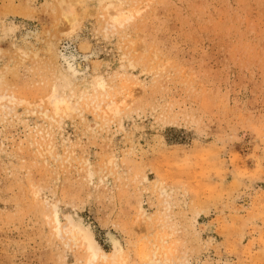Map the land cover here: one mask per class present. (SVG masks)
<instances>
[{
    "label": "rangeland",
    "instance_id": "374dc122",
    "mask_svg": "<svg viewBox=\"0 0 264 264\" xmlns=\"http://www.w3.org/2000/svg\"><path fill=\"white\" fill-rule=\"evenodd\" d=\"M117 9L134 17L112 27ZM115 246L264 264V0H0V264Z\"/></svg>",
    "mask_w": 264,
    "mask_h": 264
},
{
    "label": "bare ground",
    "instance_id": "6f19581e",
    "mask_svg": "<svg viewBox=\"0 0 264 264\" xmlns=\"http://www.w3.org/2000/svg\"><path fill=\"white\" fill-rule=\"evenodd\" d=\"M109 6H111V4ZM109 10H111V9H109ZM134 11L136 13H139L140 9L134 10ZM133 15L134 14L132 11L117 9L115 12H113L111 14V16L109 15L110 18H108V19H109V21L111 20L110 22H111L112 27L117 26V25L122 26L126 22L130 21L134 17ZM77 23H78L77 19H76V17H74L73 21H72V26L77 25ZM97 85L99 87L103 88L104 87V81L103 80L98 81ZM53 92L54 93L49 97V102L52 105V107L56 113L63 110V107H68V108L70 107L71 104L69 105L68 102L65 100V98H62L58 94H56V91H53ZM122 101H121V103H122ZM100 106H101V104L99 103L98 107H100ZM107 108L109 111H113V112L117 113L119 111V103L111 100L108 102ZM68 219H69V225L65 227L66 233H68L74 241H80L81 244L87 248V250L90 253V263H91L98 256L97 241L94 239L92 233L89 230L84 229L83 227H81L79 225H76L71 218L68 217ZM55 222L57 224L56 230L58 232H60L61 231L60 227H58V226H60V219H59L58 211L56 209H55ZM119 259H120V249L115 246V250H114L113 254L111 255V263L110 264H118V263L125 264L124 261H120Z\"/></svg>",
    "mask_w": 264,
    "mask_h": 264
}]
</instances>
